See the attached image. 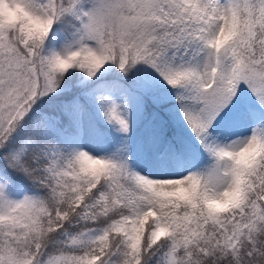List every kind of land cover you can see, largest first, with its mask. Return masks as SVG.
Returning <instances> with one entry per match:
<instances>
[{"label": "snow or ice", "instance_id": "snow-or-ice-1", "mask_svg": "<svg viewBox=\"0 0 264 264\" xmlns=\"http://www.w3.org/2000/svg\"><path fill=\"white\" fill-rule=\"evenodd\" d=\"M261 125L264 0H0V264H264Z\"/></svg>", "mask_w": 264, "mask_h": 264}, {"label": "trees", "instance_id": "trees-1", "mask_svg": "<svg viewBox=\"0 0 264 264\" xmlns=\"http://www.w3.org/2000/svg\"><path fill=\"white\" fill-rule=\"evenodd\" d=\"M135 116V115H134ZM149 120L152 121L149 124ZM108 128L109 132V151H115L116 147L119 146L120 135L118 133H114L111 130L110 126L105 125ZM260 127H264L261 125ZM170 134L171 139L180 140V141H188L190 139H194L191 137V133L187 130V125L183 124L182 120L178 121L176 119V113L173 110V101L168 100L164 104L153 105L150 109L149 115L147 118H138L135 116L132 131H131V163L134 165L135 163H140L146 161L142 152L139 149V144L142 139L149 133L152 129H160ZM211 166V160L206 159L203 164V169L206 170Z\"/></svg>", "mask_w": 264, "mask_h": 264}, {"label": "rangeland", "instance_id": "rangeland-1", "mask_svg": "<svg viewBox=\"0 0 264 264\" xmlns=\"http://www.w3.org/2000/svg\"><path fill=\"white\" fill-rule=\"evenodd\" d=\"M168 100H172L173 101V110L176 113V119L178 121L183 120L182 116H180V114H179V106H178L177 101L175 100L174 95H169ZM134 118H135V116L133 115V117H132V126H133ZM219 130L221 132H223V133L238 132V133H240L242 135H247L251 131V129H249L245 125H241V126L234 127V128H229V127H225L224 125H221ZM133 166L135 168H137L138 170H141V171H143L145 173L153 174V175L159 174L162 171H166L165 169H161L157 165H155L153 163H150L147 160L144 161V162L135 163Z\"/></svg>", "mask_w": 264, "mask_h": 264}, {"label": "clouds", "instance_id": "clouds-1", "mask_svg": "<svg viewBox=\"0 0 264 264\" xmlns=\"http://www.w3.org/2000/svg\"><path fill=\"white\" fill-rule=\"evenodd\" d=\"M243 162V161H242Z\"/></svg>", "mask_w": 264, "mask_h": 264}]
</instances>
